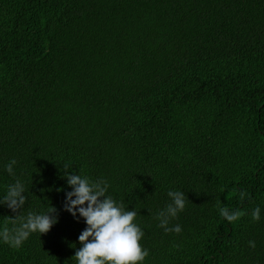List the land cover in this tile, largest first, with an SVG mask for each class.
<instances>
[{"label":"trees","instance_id":"1","mask_svg":"<svg viewBox=\"0 0 264 264\" xmlns=\"http://www.w3.org/2000/svg\"><path fill=\"white\" fill-rule=\"evenodd\" d=\"M65 164L137 211L142 264H264V0H0V199L19 179L21 215L59 212L0 264H77Z\"/></svg>","mask_w":264,"mask_h":264},{"label":"clouds","instance_id":"2","mask_svg":"<svg viewBox=\"0 0 264 264\" xmlns=\"http://www.w3.org/2000/svg\"><path fill=\"white\" fill-rule=\"evenodd\" d=\"M12 160L6 165V171L15 175ZM65 164L63 177L71 191L65 193L63 210L72 215L79 222L82 218L86 227L78 236L81 245L73 257L77 264H142L149 255L140 243L144 236L143 230L135 223L137 211L129 210L123 202H117L107 194L109 184L104 179L91 180L69 171ZM25 185L17 179L8 185L6 195L0 199V205H6L14 217H8L12 227L5 226L0 230V240L12 248H19L33 233L47 234L53 225L58 222L59 212L50 207L45 213L28 212L21 215L26 203ZM170 203L160 209L155 219L159 227L166 233L179 234L182 229L179 224L169 227L170 221L175 219L186 206L187 197L183 191H168ZM247 193L240 192L243 200ZM220 215L229 223L241 218L243 213L239 210L220 209ZM252 219H260V208L253 209ZM254 248L255 242L249 241Z\"/></svg>","mask_w":264,"mask_h":264}]
</instances>
